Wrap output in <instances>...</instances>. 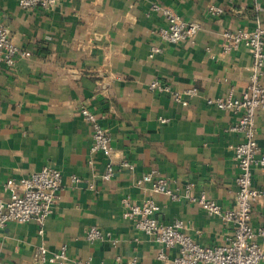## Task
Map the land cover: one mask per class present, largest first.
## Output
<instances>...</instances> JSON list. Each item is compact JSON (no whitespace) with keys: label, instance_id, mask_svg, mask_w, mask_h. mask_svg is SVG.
I'll return each instance as SVG.
<instances>
[{"label":"crops","instance_id":"obj_1","mask_svg":"<svg viewBox=\"0 0 264 264\" xmlns=\"http://www.w3.org/2000/svg\"><path fill=\"white\" fill-rule=\"evenodd\" d=\"M154 4L172 8L202 28L190 39L170 42L159 33L166 21ZM211 5L224 9L219 15ZM264 28V0H59L50 11L24 9L0 0V25L29 56L0 64V200L9 178L46 165L59 168L63 186L44 230L35 219L9 222L0 230V264H173L176 248L159 257L153 236L125 216L124 198L154 199L161 222L184 221L197 242H228L235 225L185 198L188 185L223 208L233 204L239 167L235 146L243 136L233 126L241 113L214 106L209 98L247 90L254 56L248 46L222 51L226 28ZM161 51L150 56L152 48ZM160 81L183 93L153 89ZM197 89L194 95L186 94ZM82 108L96 113L112 136L115 176L105 179L109 158L92 152L93 126ZM257 142L264 152V110L257 112ZM127 162V164H125ZM154 171L176 196L139 180ZM73 176L79 179L75 181ZM254 185L264 190V169L254 167ZM252 223L264 226V198ZM92 226L103 238L90 241ZM257 240L263 245L261 235ZM67 247L63 262L44 260ZM259 264H264V258Z\"/></svg>","mask_w":264,"mask_h":264},{"label":"built area","instance_id":"obj_2","mask_svg":"<svg viewBox=\"0 0 264 264\" xmlns=\"http://www.w3.org/2000/svg\"><path fill=\"white\" fill-rule=\"evenodd\" d=\"M59 0H19L24 9L40 8L52 10ZM153 9L161 12L166 25L161 27V37L170 42H180L192 38L201 28L202 23L197 20H186L172 8L154 4ZM224 9L218 5H211L210 12L215 15L223 13ZM248 46L254 56V65L247 90L242 96H235L233 91L226 96L212 97L208 102L219 108L241 113L239 122L233 130L242 134L243 140L235 146V160L239 167L236 178V189L233 204L223 208L216 200L204 194L196 196L191 185H188L185 198L191 202L200 203L212 215H219L224 220L235 225L234 234L228 242L218 246H207L197 242L185 231L183 220L173 223L161 222L157 217L160 206L154 199L142 203L131 202L129 198L123 199L126 207L125 216L136 221L137 226L153 236L159 244V257L163 260L169 258L166 249L176 248L177 254L173 257V264H259L264 258L263 245L257 240L261 235L264 242V226L257 232L253 226V206L259 197L264 198V190L254 185V167L264 169V152H262L257 139V112L264 110V28L258 24L249 28H226L222 32V51L225 54L238 50L241 46ZM161 51L154 46L150 56ZM31 52L21 48L10 36L6 26L0 25V64L13 66L18 56H29ZM153 89L172 91L170 86L162 85L160 81L151 83ZM174 98L179 102H186L183 93L172 91ZM186 94L194 95L197 89H189ZM84 118L93 126L92 152H99L109 158L105 179L115 176L116 170L111 160L112 136L108 129L100 123L99 116L87 108H82ZM127 164V162H125ZM77 181L79 178L73 176ZM152 182V189L176 196L167 178L157 176L154 171L146 173L139 183ZM63 186L62 171L52 165H46L41 170L19 179L9 178L4 189L10 193L8 200H0V230L9 222H27L35 219L41 225V231L47 218L51 215L58 203L59 192ZM103 231L92 226L87 232V238L95 241L103 238ZM44 260L63 263L67 258V247L63 246L61 252L48 257L46 247H41ZM132 264H138L136 260Z\"/></svg>","mask_w":264,"mask_h":264}]
</instances>
